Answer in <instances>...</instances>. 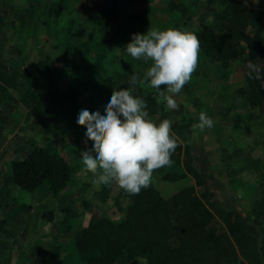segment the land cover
Segmentation results:
<instances>
[{
	"label": "rangeland",
	"instance_id": "1",
	"mask_svg": "<svg viewBox=\"0 0 264 264\" xmlns=\"http://www.w3.org/2000/svg\"><path fill=\"white\" fill-rule=\"evenodd\" d=\"M169 1L153 0L149 5H141L133 0H126L125 4L113 0L98 10L89 7L87 0H75L58 20H54L48 16L52 0H0V18L7 23L6 39L0 44V60L21 70H33L39 61L53 54L51 80L46 82L44 91L40 90L42 95L37 97L38 101L33 100V89L26 83L18 91L10 90V102L15 108L0 147V224L10 215L6 212L3 217L1 205L9 204L13 208L26 205L31 211L8 224L7 234L0 236V243L7 240L9 244L8 250L0 255V264H35L38 260L43 264H83L75 248V236L80 228L87 226L93 213L114 220L122 218L117 202L125 207L128 200L120 197L121 188L115 182L108 185L98 183V174L93 175L84 169L82 153L92 150L94 142L86 136L87 128L77 121L82 110L106 115L113 91L122 89L126 60L144 77L152 62L133 59L126 46L132 42L134 34L176 29L170 18ZM207 1L185 0L184 3L190 12L197 7L200 16L208 9ZM215 8L222 9L219 3ZM204 20L207 24L215 22L214 16H207ZM199 25L196 22L193 27ZM256 27L259 31L254 35L264 37V17ZM184 32L192 33L193 29L187 26ZM90 39L94 42L109 39L110 48L106 61L97 69L87 71L84 64L95 62L84 55L81 44ZM12 46L21 50L22 56L10 54ZM76 67H80L77 76ZM230 69L228 80L221 65L208 63L200 76L192 75L187 87L173 95L178 108L169 111L178 120L183 119V114L193 119L194 125L199 123L201 112L214 121L211 129L201 131L193 127V135L186 139V143L192 147L197 168L209 181L213 202L230 209L233 203V208L251 218L250 228L259 238L261 223L252 218L251 212L252 201L264 181V116L258 110H251L242 98L232 97L236 90L245 86V73L238 62L232 63ZM225 86H229L226 98L221 96ZM144 88L166 108V101L159 98L155 89L147 83ZM160 91L172 95L166 89ZM47 92L53 100L41 107L39 101L41 96L46 99ZM67 93L75 95L67 98ZM181 107H184L183 111ZM230 107L231 113L224 115L225 108ZM45 117L51 119L49 132H45L42 125ZM52 139L60 142L62 153L74 167L68 188L58 195L51 193L47 184L34 193L14 185L5 189L4 181L11 175L12 161L26 157L34 147ZM256 161L261 163L257 166ZM182 171V167H162L153 173L151 182L162 197L169 198L193 181L164 180L165 175ZM105 189L109 199L103 202L97 193ZM226 192L230 201H225ZM68 197L76 202L73 208L80 216V228L64 234L60 224L62 207L69 204ZM48 211L55 214L53 223L43 219V214ZM117 264H122V260Z\"/></svg>",
	"mask_w": 264,
	"mask_h": 264
},
{
	"label": "trees",
	"instance_id": "2",
	"mask_svg": "<svg viewBox=\"0 0 264 264\" xmlns=\"http://www.w3.org/2000/svg\"><path fill=\"white\" fill-rule=\"evenodd\" d=\"M75 0H52L48 8L50 19L58 20ZM79 0H76V2ZM113 0H87V5L102 9ZM123 2L124 0H115ZM141 5H149L153 0H135ZM185 0H170V18L176 29L184 31L189 26L200 41L199 63L194 76H200L208 64L221 65L226 71V79L231 74V64H242L245 75V86L236 90L232 97L242 98L251 110H258L264 116V42L251 36V29L259 22L260 13L264 11V0H208L207 10L200 16L197 7L189 11ZM219 3L222 9H216ZM176 14L180 15L179 17ZM214 16V24H207L205 17ZM199 17V18H198ZM94 16L90 19L92 20ZM259 19V20H258ZM199 26H194V23ZM7 23L0 18V44L6 39ZM84 55L94 61L86 62L87 71L95 70L107 59L110 40L83 42ZM57 48V47H55ZM10 54L22 56V51L12 46ZM53 54L37 63L33 70L19 69L0 60V147L4 141L10 116L14 111L10 90L18 91L23 83L33 89V100L42 95L46 82L51 80ZM251 62L261 70V79L250 78L248 64ZM125 73L121 88L128 89L135 97L143 99L147 105L148 119L159 124L170 120L172 136L177 147L171 155L172 163L168 166L182 167L178 174H167L165 181L192 179L193 184L164 198L151 182L148 188H142L137 195H131L120 189V197L128 200L125 207L117 202L122 213L120 220L93 213L85 227H79L80 216L74 210V200L68 197V205L62 207L63 220L60 229L64 234L80 228L75 236V248L83 264H264V181L255 199L252 201L251 216L261 223L260 237L257 238L251 228V218L239 211L216 205L213 202L209 181L195 164V156L186 139L193 135L194 120L184 117L178 120L174 113L166 110L157 97L147 93L144 86H133L129 83L132 75L143 76L134 70L131 62L125 61ZM79 68H74L75 75ZM255 76V73H252ZM146 84V83H145ZM187 87V84L185 85ZM184 86V87H185ZM183 87V88H184ZM162 89H166L163 88ZM184 90V89H183ZM186 90V89H185ZM229 86H225L221 96L226 98ZM75 94L67 93V98ZM46 99L41 96V107L52 102L47 92ZM230 97V98H232ZM228 101L225 99V102ZM184 110V107H181ZM225 108L224 115L230 114ZM122 118V117H121ZM51 119L45 117L42 125L45 132L50 131ZM60 142L52 139L44 145H38L24 158L13 160L11 175L4 181V187L14 185L21 190L34 193L47 184L51 193L58 195L68 188L74 175V167L61 149ZM1 149V148H0ZM261 162L256 161L258 166ZM165 166V167H168ZM227 166V165H226ZM255 169H259L256 167ZM158 171V170H156ZM154 171V173L156 172ZM97 196L106 202L108 190H102ZM7 203V201L5 202ZM4 211L10 212L0 224V236L6 233L8 224L14 222L23 213L30 212L26 205L13 208L9 204L1 205ZM43 219L53 223L55 214L45 212ZM81 223H82V219ZM7 240L0 243V255L7 251ZM35 264H43L38 260Z\"/></svg>",
	"mask_w": 264,
	"mask_h": 264
},
{
	"label": "clouds",
	"instance_id": "3",
	"mask_svg": "<svg viewBox=\"0 0 264 264\" xmlns=\"http://www.w3.org/2000/svg\"><path fill=\"white\" fill-rule=\"evenodd\" d=\"M199 49V38L191 32L168 28L134 34L126 46L127 53L133 59L152 63L143 79L134 74L129 83L141 87L147 83L166 101V110H175L178 105L173 95L191 80L198 67ZM248 68L250 78L261 79L259 67L249 62ZM162 86L172 95L160 91ZM146 107L143 99L120 89L113 91L106 115L80 112L77 122L87 128L86 136L94 142L92 150L83 151L82 162L86 172L98 174V183L115 182L125 192L137 195L150 186L154 171L172 163L171 155L178 146L171 134L172 122L165 119L154 123L148 119ZM213 125L214 121L201 112L194 128L203 131Z\"/></svg>",
	"mask_w": 264,
	"mask_h": 264
},
{
	"label": "crops",
	"instance_id": "4",
	"mask_svg": "<svg viewBox=\"0 0 264 264\" xmlns=\"http://www.w3.org/2000/svg\"><path fill=\"white\" fill-rule=\"evenodd\" d=\"M125 1L126 0H124V4H125ZM135 3H137L135 0H133ZM264 17V11L263 12H261L260 13V17H259V19L260 18H263ZM258 31H259V27H255V28H252L251 29V36L254 38V39H257V40H262V39H259V38H264V37H262L261 35L260 36H256V34L254 35V32L256 33H258ZM263 42H264V40H262ZM190 184H193V181H191V183ZM168 192H170L169 190H168ZM210 192H211V190H210ZM170 195H171V193H170ZM229 193L228 192H226L225 193V201H230V199H229ZM212 196V195H211ZM225 203H227V202H225ZM233 206V203H232V205H230V207L233 209V210H236V211H238V208H236V207H232ZM258 222V221H257ZM256 222V223H257Z\"/></svg>",
	"mask_w": 264,
	"mask_h": 264
}]
</instances>
